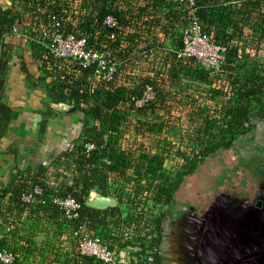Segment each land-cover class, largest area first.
Listing matches in <instances>:
<instances>
[{"label":"trees","instance_id":"obj_1","mask_svg":"<svg viewBox=\"0 0 264 264\" xmlns=\"http://www.w3.org/2000/svg\"><path fill=\"white\" fill-rule=\"evenodd\" d=\"M22 13H27L36 23H46L55 16L63 34H72L76 38L85 36L89 48L106 54L107 60L117 62L112 78L96 80L95 63L84 67L78 61H70L57 68L53 66L52 55L29 41L26 50L34 53L31 58L38 62L40 72L35 78L23 55L15 57V39H23L10 34ZM108 17L116 24H108ZM191 20H195L200 34L209 43L224 48L223 59L216 70L206 69L194 55H177L184 43L182 35L178 36L172 30L185 27ZM155 28L161 29V37ZM243 36H248L252 42H255L252 38H256L257 44L264 43V0H12L7 6L0 2V138L5 133L11 112L2 102L1 94L8 69L14 67L52 102L68 103L74 111L85 115L80 142L73 145L69 153L61 155L70 157L67 165L73 167L71 182L57 191L43 187L39 196L44 198L43 204H52L54 197H75L81 206L79 217L86 222L88 230L101 235L117 255L122 249H129L125 253L127 264H162L161 244L171 240L164 235V228L169 227L171 220L168 210L179 201L180 195L195 188L209 173L210 159L224 150L236 148L240 140L251 139L250 135L264 125V65L260 69L253 65L247 71H239L246 65L249 55L239 42ZM168 37H172L175 47L164 54L167 68L163 76L142 70L136 74L128 73L135 61L145 60L148 50L159 47L162 45L160 40ZM211 77H219L220 83L215 84ZM183 78L192 84L178 81ZM201 84L211 87V96H218L220 105L216 116L200 113L201 122L195 128L194 125L189 134L193 146L188 144L179 148L176 155L181 159L180 165L171 177L163 176L166 184L154 186L153 199L161 209L156 214L149 212L146 217L142 212L133 216L119 206L107 209L86 206L85 198L91 188L108 194L111 176L125 177L132 165L131 151L113 141L120 128L126 125L128 114L156 115L160 108L165 113L166 108H170L166 101L170 87L185 91L193 85L201 87ZM148 85L154 90V98L137 106L135 100L142 98ZM87 117L94 123L90 124ZM159 125L153 124V128ZM86 142L94 144L88 152L83 147ZM159 159L150 157L151 164H158ZM248 160L255 161L252 157ZM152 165L143 170L153 175ZM27 190L24 183L18 185L14 199L25 205L21 194ZM177 224L173 221V225ZM131 226L132 234L126 235L125 228ZM73 250V264H105L93 255Z\"/></svg>","mask_w":264,"mask_h":264},{"label":"rangeland","instance_id":"obj_2","mask_svg":"<svg viewBox=\"0 0 264 264\" xmlns=\"http://www.w3.org/2000/svg\"><path fill=\"white\" fill-rule=\"evenodd\" d=\"M30 24V18L24 15L20 20L16 21L14 25H17L21 30H25L28 29ZM154 31L157 32L158 36H162L160 28H155ZM172 31L178 34V36L182 35L184 40L187 39L186 47L188 53L195 54L206 69H210L214 66V62L218 55V49L210 45L204 38L197 36L196 24H194L192 20L188 22L185 27L179 26ZM171 38L172 37H168L163 41L160 40L162 45L148 50V56L145 58L147 62L145 71L147 74L154 75L157 73L162 74V76L165 74L167 67L164 65L163 61L164 54L175 47ZM252 39L256 42V38L253 37ZM15 42V57L18 58L17 56L23 55L29 68H32L29 65L28 58L33 57L34 53L24 49L28 42L17 39H15ZM239 42L242 49L249 54L245 61L246 65L239 71L241 73L247 71L253 65L259 69L262 68L264 65V43L257 44L252 42V40L248 39V36H243L239 39ZM182 55L187 56L185 54ZM140 60L138 59V61ZM210 76H212V74H210ZM211 78H214L215 84L220 83L219 77ZM186 80V78H183V80L178 79L179 82H189V84H192L190 81ZM227 80L228 79L225 77L224 81L228 87ZM28 86L33 87L31 83H29ZM196 86L193 85L190 89L185 91H182L179 87V90L175 87H170L166 96L167 105L170 107L166 108L168 111L164 113L160 108L158 110L159 114L157 113L156 115L151 113L143 115L142 117L136 115L138 118H134V120L131 121L133 130L130 129V131L132 132H128L124 129V131H119L118 135L113 137V141L119 142L122 148H130H128L131 151L130 160L144 157L146 160H144V167L150 165L148 162L150 157L157 156V158H161V164L152 165L155 171L153 174L154 178H151L152 173L149 174L150 176L148 175L146 177L145 171H142L145 177L141 178L142 175L137 174L135 168L130 169L128 174L126 172L125 177L120 178L122 181H118V183H116L115 178L111 176L108 181V192H112L116 195V199L119 202L117 206H119L122 211L135 214L133 210L137 206H134V204L138 201H140L138 205L141 204L140 208L143 206L146 207V214H149V211H151V214H156L161 209V205L154 201V191H149L150 188L156 185V178H158L157 182L162 181L165 174L172 173L174 168L180 165L181 162L176 152L179 148H183V146L193 144L189 139V134L192 133L193 126L195 125V128L201 122L202 117H200V113L215 115L220 105L219 102L221 99L218 96H211L213 92L209 91V88H211L209 85H199L204 89L201 87L195 88ZM153 124L160 125L153 129L152 132H150L151 129L146 131V128ZM136 128H145V130L136 132V130H134ZM250 136H252L251 139L238 141L236 148L224 150L219 156L210 159L208 164L209 173L197 183L195 188H189V190L180 195L179 201L168 210L171 220L168 224L169 227H165L164 235L171 239L169 240L171 249H173V244H175L172 239L178 232L177 225H173V221L179 224L180 219L183 217L187 220L190 218H200V216L209 209V205L219 193L228 192L232 196L238 195L240 198L250 195L249 203L244 206L241 213L237 212L232 214L228 209H224L220 212L225 217V220L230 222L234 229L233 249L236 252H240V256H243L241 255V251L243 250L242 246L246 244L249 251L252 252L251 255H256L258 253L256 251L258 248L255 243L257 240L255 237L257 231L255 229L264 225V125H260ZM158 139L160 143L156 141ZM139 143L141 146L144 145V148L138 151L136 144ZM130 145L135 146L130 147ZM143 150L146 152L143 153ZM251 157L255 161H249L248 159ZM72 171V166H70L69 170H66L67 173H65V176H69V173H72ZM144 178H147V180ZM132 185L138 190L143 186L140 190V194L137 192L140 195V200H137V193L131 196V190L135 193V189L132 188ZM142 190L148 192V194L145 195L148 196V199L143 198V193L145 194V192L142 193ZM257 201L260 204L257 205ZM140 211L143 212L144 209H137V212ZM175 227L176 229L174 230ZM113 231L114 229H112V232ZM90 234H95V232L90 231ZM169 251L172 252V250Z\"/></svg>","mask_w":264,"mask_h":264},{"label":"crops","instance_id":"obj_3","mask_svg":"<svg viewBox=\"0 0 264 264\" xmlns=\"http://www.w3.org/2000/svg\"><path fill=\"white\" fill-rule=\"evenodd\" d=\"M0 2L3 6H7L12 0H0ZM24 15L28 17L27 13H22L21 17ZM27 48H29L28 44L24 49ZM28 59L32 67L31 72L37 78L40 75L38 62L33 58ZM146 63L145 60L135 61L129 69L131 72L127 71L136 74L138 70H142L144 73ZM8 70L6 85L1 94L2 102L10 107L11 112L5 133L0 138V236L4 233L6 225L13 223L14 226L1 241L17 252H21L20 242L27 241L28 255L21 256L15 264H73L74 250L59 206L53 203L26 206L14 199V191L23 183L28 187L32 184H40L48 190L55 191L63 188L64 175L70 167L67 168L66 164L70 157L61 155L69 153L73 145L80 142L85 115L80 111L56 113L52 108L55 102H52L45 92L28 86L29 83L16 68L12 67ZM136 115L142 117L144 114L129 113L127 123L120 128V131L125 129L132 132L131 121L138 118ZM87 118L90 124L94 123L91 117ZM149 129L152 132L155 128L150 125L146 131ZM134 130L142 132L145 128ZM136 147L139 151L144 145L141 146L139 143ZM144 160V157L133 159L127 174L130 169L135 168L136 173L142 175L141 178L145 177L142 172L145 168ZM148 162L151 163L150 158ZM113 177L116 183L122 181L114 175ZM142 187L138 190L132 185L136 192ZM179 222L177 235L173 239L175 243L173 249L170 248V241L165 240L161 244L162 264H223L222 261L228 254L225 251L223 253L220 247L216 249V246L221 245L220 238L216 235V223L209 228L208 234H204L202 229L205 225L202 224L201 228H197L192 218L187 220L183 217ZM227 226L228 230L229 223ZM220 229H224L222 224ZM195 230L200 232L196 233ZM229 239L231 238H228L229 247L226 249L232 253L233 248ZM128 251L129 249H122L120 255L125 256ZM216 257L219 258L215 260Z\"/></svg>","mask_w":264,"mask_h":264},{"label":"built area","instance_id":"obj_4","mask_svg":"<svg viewBox=\"0 0 264 264\" xmlns=\"http://www.w3.org/2000/svg\"><path fill=\"white\" fill-rule=\"evenodd\" d=\"M77 6L75 5L74 13L77 12ZM36 19V18H34ZM106 22L108 24L115 25L116 21L112 17H108L106 19ZM193 23L196 24L195 20H193ZM197 28V36L204 38L207 42L208 39L205 36H202L199 32V28L196 24ZM10 34L15 37L22 38L23 40L34 42L37 44V46L40 48V50H44L46 53L53 56V66H56L57 68H60L61 65L65 62L70 61H78L82 66L86 67L89 66L92 63L96 64V70L94 77L96 80L100 79H106L110 80L112 78V75L117 69V62L112 60H107L106 54L91 49L87 46V40L85 36H81L79 38H76L72 34H63L60 31V21L57 17L52 16L50 21L43 23V22H32L28 29L21 30L17 25H13L11 28ZM186 41L187 39H183V48L180 49L178 52L179 56H182V54H185L187 56L194 55L190 54L187 51L186 47ZM209 43V42H208ZM210 45L216 47L218 50L217 58L214 62V70L218 68L219 62L223 59V47L213 45L209 43ZM197 57V56H196ZM198 58V57H197ZM213 62V61H212ZM211 62V63H212ZM154 98V90L153 88L148 85L146 86V89L143 93V96L141 99L135 100V104L137 106H141L145 103V101ZM159 142V139L156 140ZM160 143V142H159ZM83 147L85 149V152H88L89 150L94 148V144L90 142H86L83 144ZM180 159V158H179ZM181 161V159H180ZM161 162V158L159 159V164ZM150 165H152L150 163ZM148 165V166H150ZM158 165V164H157ZM175 169V168H174ZM73 170V167H72ZM160 171V170H159ZM144 172V170H143ZM172 173H168L165 175L172 176ZM66 173V172H65ZM149 174L146 173V177ZM150 176V175H149ZM72 173H69V177L64 175L65 178V185H69L71 182ZM151 178H154L152 175ZM164 178V177H163ZM147 180V178H144ZM157 179L155 182L159 184V186H163L166 184V180L163 179L162 181H158ZM154 188V187H153ZM153 188L151 187L149 191H153ZM143 198H147L148 196H145L148 194V192L142 190ZM43 193V187L40 184H32L28 187V190L23 192L21 194V200L25 203L26 206H34L35 204H43L45 203L44 198L39 197ZM137 192L135 190V193L133 190H131V196L135 195ZM140 194V191L138 192ZM137 193V200H140V195ZM107 195L117 198L116 195L112 192H109ZM133 198V197H132ZM117 200V199H116ZM53 203L59 206L61 209L62 217L64 218V224L67 227L68 231V237H70L69 241L72 243L71 246L78 250L82 254L86 255H93L100 259L105 264H127L128 259L123 255H117L114 253L113 250H111L108 247V244L105 243V241L101 238V235L99 234H90V230L87 228V224L85 221L81 220L79 217V209H80V203L79 201L73 197V196H66V197H54ZM140 201L136 202L133 207V211L135 212V215L138 213L137 209H144L142 212L144 216L149 215L146 214V207H141V204L138 205ZM129 205V204H128ZM131 205V203H130ZM141 212V211H140ZM151 212V211H149ZM133 214V216H135ZM13 223L6 225L4 229V233L0 236V264H13L16 262L21 256H27L28 255V243L25 240H22L19 244L21 248V252L14 251L10 246H8L7 243L2 242V238L5 237V235H8V233L13 228ZM132 226L126 228V235L132 234ZM128 229V231H127ZM109 235V234H107Z\"/></svg>","mask_w":264,"mask_h":264},{"label":"flooded vegetation","instance_id":"obj_5","mask_svg":"<svg viewBox=\"0 0 264 264\" xmlns=\"http://www.w3.org/2000/svg\"><path fill=\"white\" fill-rule=\"evenodd\" d=\"M226 195H229V198L226 197ZM250 200V195H246V196H242V198L238 197V195H231L229 193L226 192H222L219 193V195H217L213 201L211 202V204L209 205V209L206 210L203 215L200 216V218H192V222L194 224V226H198L197 228L200 227V225L203 224V226L205 225V227H203L204 229H202V233L204 234H208L209 233V228L213 227L214 223L217 224V232L216 235L219 236L220 240L222 239L223 235V229H220L221 226V216L223 215L222 213H220L221 211H223L224 209H228L232 212V214H235L237 212L241 213L242 210L244 209V206H246L249 203ZM260 204L257 201V205ZM210 221V225H208ZM228 222V221H227ZM229 223V228H228V234L227 237L231 238L229 239L231 242V248H233V235H234V229L232 227V225ZM201 228V227H200ZM257 231L256 234V247L258 248V250H256L258 253L256 255H251L252 252L249 251V249L247 248L246 244H244L242 246L243 250L241 251L243 256H240V252H236L233 249V252L230 253L228 251V249H226V254H228V256H226L227 259V264H235L234 261L231 262V258L232 256L237 255L238 259H239V264H264V225L257 227V229H255ZM196 233H199L200 230H195ZM235 251V252H234ZM225 263V264H226Z\"/></svg>","mask_w":264,"mask_h":264},{"label":"water","instance_id":"obj_6","mask_svg":"<svg viewBox=\"0 0 264 264\" xmlns=\"http://www.w3.org/2000/svg\"><path fill=\"white\" fill-rule=\"evenodd\" d=\"M49 80V79H48ZM53 110L56 113H69L74 111V108L72 107V105L65 103V102H57L55 104H53L52 106ZM227 198H229V195H226ZM85 205L91 208H95V209H107V208H111V207H115L118 205V201L114 198L111 197L107 194L101 193L100 191H98L95 188H91L89 191V194L86 196L85 198ZM221 224L223 225L224 229H223V237L220 240L221 245L220 246H216V249L218 250V248L220 247V249H222V252L224 253V251L226 252V247H229V242H228V238H227V221L225 220V217L222 215L221 217ZM214 249H212L213 251ZM211 252V250H209ZM229 251V250H228ZM221 252V250H220ZM221 256V254H220ZM219 257H216V259H218ZM224 258V257H223ZM231 262L234 261L235 264H239V259L238 256H232V258L230 259ZM223 264H225L227 262V259H223ZM227 264V263H226Z\"/></svg>","mask_w":264,"mask_h":264}]
</instances>
